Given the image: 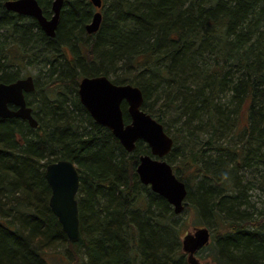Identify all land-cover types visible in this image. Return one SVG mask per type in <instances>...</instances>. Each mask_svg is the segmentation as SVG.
Masks as SVG:
<instances>
[{"label": "trees", "instance_id": "1", "mask_svg": "<svg viewBox=\"0 0 264 264\" xmlns=\"http://www.w3.org/2000/svg\"><path fill=\"white\" fill-rule=\"evenodd\" d=\"M7 1L0 0V83L33 65L47 81L25 94L37 128L0 118V264H52L46 248L80 264H188L181 213L139 182L148 146L138 141L127 153L79 102V80L96 76L137 86L142 110L172 138L164 160L186 186L193 226L210 229L203 218L219 225L201 252L214 264H264V203L256 208L249 195L264 194V0H101L99 10L64 0L54 38L6 11ZM36 1L49 18L53 0ZM98 11L90 37L85 26ZM58 160L79 175L75 244L48 206L45 166Z\"/></svg>", "mask_w": 264, "mask_h": 264}, {"label": "water", "instance_id": "2", "mask_svg": "<svg viewBox=\"0 0 264 264\" xmlns=\"http://www.w3.org/2000/svg\"><path fill=\"white\" fill-rule=\"evenodd\" d=\"M95 9L101 8V0H90ZM64 0H53L52 15L43 16L36 0H11L4 3L7 11L37 20L40 28L49 38L55 37ZM102 16L95 13L85 26L89 35L100 27ZM34 90L33 78L28 76L10 84L0 83V118H18L35 129L38 122L27 106L24 94ZM80 104L93 121L107 128L127 153L135 150L138 141L149 148V155L138 158L136 173L139 182L149 186L151 191L172 206L175 214L183 211L187 196L185 184L173 173L164 160L171 152L173 140L164 127L142 110L143 96L137 86L116 85L105 76L83 77L78 83ZM125 103L130 122L125 123L121 105ZM13 107L14 109L10 108ZM44 178L50 187L48 200L50 211L57 219L62 232L70 244L79 240V215L76 196L79 190V175L75 165L67 160H58L45 166ZM210 232L206 228H195L184 235L181 250L186 254L188 264H198L195 254L209 244Z\"/></svg>", "mask_w": 264, "mask_h": 264}, {"label": "rangeland", "instance_id": "3", "mask_svg": "<svg viewBox=\"0 0 264 264\" xmlns=\"http://www.w3.org/2000/svg\"><path fill=\"white\" fill-rule=\"evenodd\" d=\"M89 36L92 37V34ZM82 40H86L89 43L90 38L82 36ZM68 57H70V56H68ZM80 57L82 59V55H80ZM39 69H41V65H39V66L38 65L26 66V68H23V70L21 71L22 77L29 75V76L34 77V80L37 81V84L38 83L40 84L41 82L42 83L44 82V84H46L47 79L44 78V75L40 73V76H38V74L40 72ZM38 78H39V80H38ZM173 133H174V131H173ZM182 148H184V146L181 147V152L185 153V152H183ZM186 173H182V176L183 177L187 176ZM252 180L255 183L259 182V180L257 178L252 179ZM192 191H193V187H192ZM253 194H255L256 198L258 199L257 200L258 205H260L261 202L264 203V194H262L258 191H255ZM251 202H254V200L252 199ZM262 209H264V208H262ZM178 217L180 218V223H181V227H180L181 229L180 230H182V232L180 233V245H181V240H182L183 235H185L189 232L193 233L195 228H200L203 226L202 225H200V227L193 226L194 220L196 219V217L193 213V209H191V207H189L187 203H186V206L184 205V209ZM203 219L206 220L207 222H210L211 224L215 225V226H213L214 228L219 226V225H217V223H214L215 222L214 218H208V219L203 218ZM212 230H213L212 228L209 229V232L211 231L210 232V244L213 242V240L211 241V238H213V231ZM223 230L224 229L217 228L216 233L218 235H220ZM214 237L216 238L217 235H214ZM63 250L64 249H62V248H60L59 250L56 248H54V249L53 248H46V250H45L46 252L44 253V257L47 260H49L52 264H80V258L79 257H73L72 258L69 256L68 259L65 258L64 257L65 252ZM195 258L197 259L198 264H214L211 261V258L209 257V252L206 250L203 252H200V253L198 252L197 254H195ZM184 259L186 260V257Z\"/></svg>", "mask_w": 264, "mask_h": 264}, {"label": "bare ground", "instance_id": "4", "mask_svg": "<svg viewBox=\"0 0 264 264\" xmlns=\"http://www.w3.org/2000/svg\"><path fill=\"white\" fill-rule=\"evenodd\" d=\"M249 195H250V197H251V200H252V199L254 200V202H251V201H250V202L253 203V204L255 205L256 208H262L263 202H261L260 205H258V203H257V200H258V199L256 198V195H255V194H249ZM263 206H264V205H263ZM244 225H246V224H244ZM213 226H214V225H213ZM213 226L211 227L212 229H214ZM248 226H250V225L248 224ZM248 226H247V227H248ZM209 244H210V242H209Z\"/></svg>", "mask_w": 264, "mask_h": 264}, {"label": "flooded vegetation", "instance_id": "5", "mask_svg": "<svg viewBox=\"0 0 264 264\" xmlns=\"http://www.w3.org/2000/svg\"><path fill=\"white\" fill-rule=\"evenodd\" d=\"M39 7H40V5H39ZM5 8V7H4ZM41 8V7H40ZM41 10H42V8H41ZM7 11V10H6ZM9 12V11H8ZM12 13V12H11ZM13 14H15V15H17V16H19V17H22V18H30V19H34V18H32V17H27V16H20V15H18V14H16V13H13ZM42 14H43V16H44V13H43V10H42ZM36 22H37V20L36 19H34ZM37 24H38V22H37ZM38 26H39V24H38ZM39 28H40V26H39ZM41 29V28H40ZM41 31L44 33V31L41 29ZM27 76V75H26ZM34 78V77H33ZM33 83H34V90L32 91V92H30V93H33L34 91H35V80L33 81ZM25 99H26V96H25ZM10 108H12V107H10ZM13 109V108H12ZM32 114H33V110H32Z\"/></svg>", "mask_w": 264, "mask_h": 264}]
</instances>
